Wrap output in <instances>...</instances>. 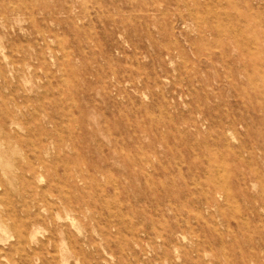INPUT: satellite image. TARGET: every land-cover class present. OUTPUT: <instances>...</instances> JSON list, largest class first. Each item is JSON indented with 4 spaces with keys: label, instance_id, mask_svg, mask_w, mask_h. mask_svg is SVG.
<instances>
[{
    "label": "rangeland",
    "instance_id": "1",
    "mask_svg": "<svg viewBox=\"0 0 264 264\" xmlns=\"http://www.w3.org/2000/svg\"><path fill=\"white\" fill-rule=\"evenodd\" d=\"M0 264H264V0H0Z\"/></svg>",
    "mask_w": 264,
    "mask_h": 264
}]
</instances>
